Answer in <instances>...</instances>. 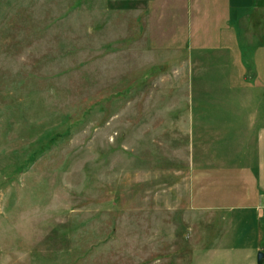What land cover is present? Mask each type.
<instances>
[{"label":"rangeland","instance_id":"obj_1","mask_svg":"<svg viewBox=\"0 0 264 264\" xmlns=\"http://www.w3.org/2000/svg\"><path fill=\"white\" fill-rule=\"evenodd\" d=\"M224 51L261 68L264 0H0V264H226L258 225L193 201L187 130Z\"/></svg>","mask_w":264,"mask_h":264},{"label":"crops","instance_id":"obj_2","mask_svg":"<svg viewBox=\"0 0 264 264\" xmlns=\"http://www.w3.org/2000/svg\"><path fill=\"white\" fill-rule=\"evenodd\" d=\"M155 10L162 16L159 6ZM177 10L178 6L171 12ZM137 11L134 20H129L128 37L139 38L145 34L143 20L140 21V17L144 16L143 10L140 8ZM205 42L198 38L199 45H206ZM187 49L183 58L190 77L188 89L194 93L198 83L204 80L201 77L206 70L192 69L191 73L188 68L190 51ZM223 56L221 69L217 72L218 80L209 85L210 92L218 91V99L202 107L192 104L190 109L187 130L191 189L193 201L201 203L199 207L203 210L221 212L225 209L233 213L230 217L237 221L233 234L235 241L237 229L245 220H254L258 225L252 227L250 238L242 244L235 242L231 246L220 245L212 249L205 245L203 248L206 251L203 252L204 256L209 255L208 261L211 263L214 257H218L219 261L225 258L226 264H243L245 257L249 259L248 264H257L252 259L253 253L264 251V54L261 68L259 58L252 59L255 67L247 74L242 70L234 71L229 51H224ZM198 73L201 77H198ZM223 201L230 203L226 205ZM205 232L212 235L210 230Z\"/></svg>","mask_w":264,"mask_h":264},{"label":"water","instance_id":"obj_3","mask_svg":"<svg viewBox=\"0 0 264 264\" xmlns=\"http://www.w3.org/2000/svg\"><path fill=\"white\" fill-rule=\"evenodd\" d=\"M263 258H264V252L261 251V252L259 253V256H258V261H259V263H262Z\"/></svg>","mask_w":264,"mask_h":264}]
</instances>
